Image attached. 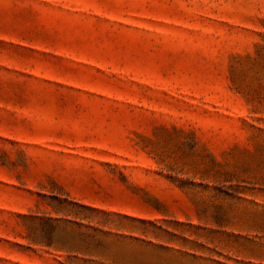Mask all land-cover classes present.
<instances>
[{
  "label": "rangeland",
  "instance_id": "obj_1",
  "mask_svg": "<svg viewBox=\"0 0 264 264\" xmlns=\"http://www.w3.org/2000/svg\"><path fill=\"white\" fill-rule=\"evenodd\" d=\"M0 264H264V0H0Z\"/></svg>",
  "mask_w": 264,
  "mask_h": 264
}]
</instances>
